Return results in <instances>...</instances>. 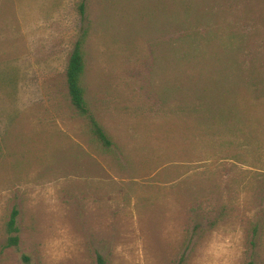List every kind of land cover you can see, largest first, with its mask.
I'll return each mask as SVG.
<instances>
[{"label": "rangeland", "instance_id": "1", "mask_svg": "<svg viewBox=\"0 0 264 264\" xmlns=\"http://www.w3.org/2000/svg\"><path fill=\"white\" fill-rule=\"evenodd\" d=\"M181 258L264 264V0H0V264Z\"/></svg>", "mask_w": 264, "mask_h": 264}, {"label": "trees", "instance_id": "2", "mask_svg": "<svg viewBox=\"0 0 264 264\" xmlns=\"http://www.w3.org/2000/svg\"><path fill=\"white\" fill-rule=\"evenodd\" d=\"M83 3L80 2L78 5V10L80 15H83ZM87 25L80 31L78 37L74 41L73 47L71 49L69 58L65 67V82L67 87L68 98L70 104L77 112V114L86 121L90 133L94 139L106 149L113 147V142L109 136L105 133L104 129L101 127L99 122L96 120L93 112L88 106L85 96L84 89L81 84V79L85 70V51L84 44L88 36ZM18 215V210L14 207L11 212L9 219L6 222L5 228V243L4 247H16L19 243V228L16 225V217ZM256 226L253 229V236L256 235ZM28 260L27 257H24ZM183 258L179 260L182 263Z\"/></svg>", "mask_w": 264, "mask_h": 264}]
</instances>
